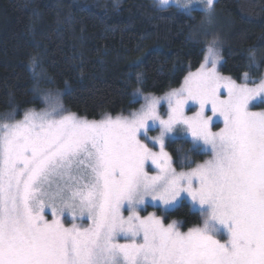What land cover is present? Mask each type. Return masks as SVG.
Returning <instances> with one entry per match:
<instances>
[{
  "label": "snow or ice",
  "instance_id": "snow-or-ice-1",
  "mask_svg": "<svg viewBox=\"0 0 264 264\" xmlns=\"http://www.w3.org/2000/svg\"><path fill=\"white\" fill-rule=\"evenodd\" d=\"M201 2L210 17L214 0ZM221 46L213 36L199 69L180 88L143 96L145 103L128 115L81 118L46 94V109H29L20 120L15 113L4 117L0 264H264V111L249 109L257 97L264 99V77L249 87L248 73L239 84L220 75ZM248 62L260 66L254 51ZM36 67L33 57L34 75ZM136 79L143 82L141 74ZM135 93L142 95L139 87ZM162 100L166 119L158 112ZM189 101L199 105L192 116L184 114ZM213 117L223 118L219 132L211 130ZM178 126L197 146H207L211 157L189 171L178 172L164 150L165 137ZM153 128L159 130L152 138L159 152L144 142ZM148 161L155 175L145 170ZM182 193L204 209L202 226L183 232L175 222L139 215L146 198L168 207ZM66 213L90 226H65Z\"/></svg>",
  "mask_w": 264,
  "mask_h": 264
},
{
  "label": "trees",
  "instance_id": "trees-1",
  "mask_svg": "<svg viewBox=\"0 0 264 264\" xmlns=\"http://www.w3.org/2000/svg\"><path fill=\"white\" fill-rule=\"evenodd\" d=\"M216 8L221 71L261 78L264 0H217ZM202 16L153 0H0V121L42 107L44 91L60 92L64 108L81 118L129 114L142 102L137 87L163 94L200 66L206 43L194 30ZM250 51L259 68L249 67ZM168 148L176 160L182 153L194 161L206 156L188 140L169 141ZM166 215L183 229L202 222L187 201Z\"/></svg>",
  "mask_w": 264,
  "mask_h": 264
},
{
  "label": "rangeland",
  "instance_id": "rangeland-1",
  "mask_svg": "<svg viewBox=\"0 0 264 264\" xmlns=\"http://www.w3.org/2000/svg\"><path fill=\"white\" fill-rule=\"evenodd\" d=\"M155 3H157L159 6H163V7H167V6H175L178 7L184 11H186L187 13L194 15L197 11H201L203 16L200 19V21L198 22V24L195 27L194 33L195 36L198 40L204 41L207 45L208 41L212 39L213 36H218L219 37V24H220V18H219V14H218V10L216 8V1L214 0V11L211 14L210 17H206L204 12H203V7L204 4L203 2H201V0H191V2H189V0H181V4H185L187 3L188 7L187 8H182L179 7L174 0H170L169 4H161L159 2V0H153ZM210 20V23H209ZM204 60V59H203ZM203 62V61H202ZM221 64H222V59L221 61L217 64V71L220 75L225 76V77H231L233 80H235L238 84L239 83H244L245 81L242 78H236L233 77L229 74L223 73L221 71ZM201 65V64H200ZM200 67V66H199ZM198 68L190 71V72H195L197 71ZM188 75V74H187ZM186 75V76H187ZM264 77V75L262 76ZM261 77V78H262ZM257 80H251L252 82H249V87H255L256 83H258L260 81V79ZM255 82V83H253ZM183 84V83H182ZM182 84L178 87L172 88V89H178L182 86ZM172 89H170L169 91H171ZM167 91V92H169ZM221 93L222 96L221 98H226L227 97V91L226 89L221 88ZM167 92L163 93V94H159V95H153V94H146V93H142V95H137V97H140L142 99L141 104L133 109L131 112L134 111H138L141 106L145 103L143 96L146 95H152V96H156V97H163ZM44 93L42 96V101L44 102V105L40 108H31L34 109L36 111H41L44 110L48 107V102L46 100V94H51L52 100L54 102H59L63 105V100L61 97V93L60 92H55V91H44L42 92ZM64 107V105H63ZM210 108V106H209ZM249 109L250 111H255V112H260V111H264V99L257 97L256 100L252 101L249 105ZM196 111H199V105L198 104H194L192 101H189L188 104L185 106L184 108V114L186 116H192L195 114ZM130 112V113H131ZM158 112L159 114L163 117V118H167V112H168V105L166 101H161V104L158 106ZM128 115V114H127ZM206 115H211V112L208 111L206 109ZM23 118V115L16 119V120H20ZM2 122V121H0ZM151 123V122H150ZM224 127V123H223V118H217V117H213V125L211 130L213 132H219L222 128ZM159 135V130L158 128H153L150 129L147 133L148 139L144 140L145 143L148 144V146L150 148H152L153 151L159 152V144H153L152 138L156 137ZM174 140H182V141H190L191 142V146L194 149H197L200 152L206 153V156L204 157V159L202 160H195L194 155L190 154V155H184L183 153L180 154L179 159H175V157L172 155L170 149L168 148V143L169 141H174ZM164 150L172 157V166L174 168H176V170L179 171H189L191 168H194L196 166V164L199 163H203L204 161L210 159V153L207 150V146H204L202 142H199V146H197V143L193 141V138L191 137V134L189 132H187L184 128V126H178L177 129L172 132L169 133L166 137H165V141H164ZM193 163V164H192ZM145 170L149 172V175H155L156 172L158 171L155 167V165H153L151 163V161L146 162L145 165ZM183 201H187L190 205L191 208L195 211H198L201 215L202 212L204 211V209H201L200 206L198 204H196L195 202L192 201L191 197L187 195V193H182L180 197L177 198V200L174 202L173 205L165 207L164 205L160 204V202L158 201H152L151 198H146V201L143 205L139 206L140 210H139V215H141L142 217L144 216H148L150 214H154L157 217H159L165 225L169 224V223H173L175 222L177 224V227L179 228L180 231L183 232H187L189 229L194 228V227H199L202 226V222L199 224H194L191 227L187 228V229H183L180 224L175 221L174 219L171 220H167V212L171 211L173 209H175L176 207H178ZM46 213V218L47 219H51V212L49 209L45 210ZM124 215L127 216L129 215V213L127 211L124 212ZM62 221L65 223V226H71V224L73 222L77 223L80 226L83 227H88L90 226V221H86L83 220L81 218H77L75 221H73L72 216L70 214H65L64 217H62ZM202 221H203V216H202ZM218 239H222L223 242V238H225L223 231H221L220 234L217 235ZM119 242L120 243H125L126 240L123 237H119Z\"/></svg>",
  "mask_w": 264,
  "mask_h": 264
}]
</instances>
